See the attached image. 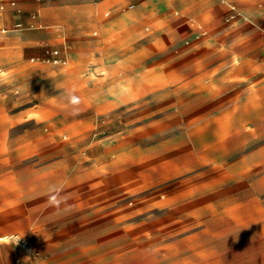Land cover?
<instances>
[{
    "label": "rangeland",
    "instance_id": "1",
    "mask_svg": "<svg viewBox=\"0 0 264 264\" xmlns=\"http://www.w3.org/2000/svg\"><path fill=\"white\" fill-rule=\"evenodd\" d=\"M59 1L90 3L98 22L117 5L119 15L138 9ZM144 3L151 32H71V18L54 38L0 32V232L11 238L0 242L1 264H26L25 244L54 258L44 264H264V179L242 161L262 141L209 93L212 72L225 70L216 63L230 59L223 43L257 22L196 39L166 29L169 0ZM119 40L128 42L113 48ZM69 90L81 101L76 114ZM52 184L64 186L70 212L48 206Z\"/></svg>",
    "mask_w": 264,
    "mask_h": 264
},
{
    "label": "crops",
    "instance_id": "2",
    "mask_svg": "<svg viewBox=\"0 0 264 264\" xmlns=\"http://www.w3.org/2000/svg\"><path fill=\"white\" fill-rule=\"evenodd\" d=\"M115 1L100 0L98 4L104 8L115 4ZM14 2L16 6L12 5ZM169 2L172 10L160 19L165 21L166 29H179L178 32H184L186 28L192 29L196 39L203 36V32L228 34L233 32L235 26L245 24L244 21L255 20L257 22L255 27L240 32L223 43V52L227 53L230 59L216 63L218 69L224 68L225 70L219 72L218 76H216V71L212 72L211 75L214 76L209 78V93H213L214 100L218 102V110L223 109L226 114L238 115L244 119L246 129L254 132L257 140L262 141L257 145V155L253 158L245 157L242 161L249 165L245 167L246 170L244 169L248 171L247 174H252L254 179H264V0H169ZM70 4L72 3H62L59 0L48 4H42V0H0V27H3L0 32H47L45 34L48 37L54 38L66 35V30L64 26H60L62 25L60 23L69 18L77 22V26L71 28V32L77 30L78 32H93L94 29H99V32H151L155 25L148 12L149 3H144V0L130 1L123 8L124 12L128 13L138 9L128 14H116L118 5L111 7L105 13L104 20L99 22L93 14V7L90 3L73 8ZM131 5L135 7L130 8ZM145 12H148L145 14L147 19L144 18L145 25L140 27L136 17ZM225 16L228 21L239 22L213 30L210 25L204 23L206 20H224ZM17 24H22L23 28H16ZM44 25L47 29L40 31L39 29H43ZM117 42V46L113 45V48H118L121 42L127 43L128 41L120 42L119 40ZM238 50L241 51V60L236 61L232 59V54ZM55 52H58L57 56ZM45 57L52 58L53 62L57 60L59 64H66V60L61 58L58 50H46ZM36 61L39 62L40 58L31 60V62ZM23 64V62L16 63L15 67H22ZM259 125H261L262 137L259 136L257 130ZM209 163L216 165L215 160ZM244 171L241 173H245ZM8 239L11 238L2 237V232H0V242ZM33 247L32 252L26 244L21 245L20 256L26 264H44L46 260L51 263L54 261L53 257V259H44L37 247L35 245ZM4 256L6 260H9L8 253ZM16 264H24V262L18 260Z\"/></svg>",
    "mask_w": 264,
    "mask_h": 264
},
{
    "label": "clouds",
    "instance_id": "3",
    "mask_svg": "<svg viewBox=\"0 0 264 264\" xmlns=\"http://www.w3.org/2000/svg\"><path fill=\"white\" fill-rule=\"evenodd\" d=\"M67 99L68 104L72 106V114H76V112L78 111V108L76 106L81 103L80 98L73 94L71 90H69L67 93ZM63 191V185L52 184L48 186L45 192V195L47 196L48 206L56 209L57 213H67L72 210V205L68 204L69 196L63 194Z\"/></svg>",
    "mask_w": 264,
    "mask_h": 264
},
{
    "label": "built area",
    "instance_id": "4",
    "mask_svg": "<svg viewBox=\"0 0 264 264\" xmlns=\"http://www.w3.org/2000/svg\"><path fill=\"white\" fill-rule=\"evenodd\" d=\"M12 5H13V6H16V3L14 2V3H12ZM134 7H135L134 5H131V6H130V8H134ZM16 28H18V29H19V28H23V26H22V24H17V25H16ZM57 55H58V52H55V56H57ZM263 57H264V51H263ZM54 62H55V63H59V61H57V60H54Z\"/></svg>",
    "mask_w": 264,
    "mask_h": 264
}]
</instances>
